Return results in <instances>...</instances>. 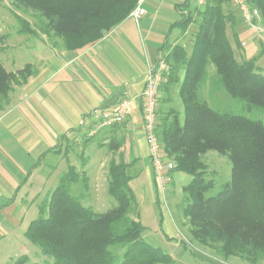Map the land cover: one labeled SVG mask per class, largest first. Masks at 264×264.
<instances>
[{
	"label": "trees",
	"instance_id": "obj_1",
	"mask_svg": "<svg viewBox=\"0 0 264 264\" xmlns=\"http://www.w3.org/2000/svg\"><path fill=\"white\" fill-rule=\"evenodd\" d=\"M12 1L45 17L69 51L97 43L123 23L138 2ZM248 2L261 12L264 20V0ZM192 6V0H188V11L180 23L185 33L195 23V16L200 19L191 53L175 46L171 50L167 47L170 51L165 56L169 70L160 90L168 92L179 85L183 113L157 110L156 134L161 155L174 164L170 174L191 177L183 188V215L189 222L193 241L214 248L222 258L238 257L256 264L264 259V123L215 111L200 99L199 91L207 80V67L212 64L219 76L218 84L228 95L251 108L264 110V75L256 66V58L239 62L235 56L233 43L239 47L238 34H233L232 42L227 32L237 23L233 0H207L203 8ZM21 23L20 33L29 32V24ZM29 68L21 71L22 78L17 80L0 63V101L8 97L13 81L24 85L37 74V70L28 71ZM211 151L232 163L231 181L215 196L209 195L215 182L208 179V167L202 161ZM133 165L126 163L123 155L119 161L111 160L108 192L117 206L104 214L85 206L84 195H72L71 185L81 177L69 167L58 186L39 205V216L25 233V238L52 262L32 264H173L170 255L143 238L146 228L139 219L140 206L131 187ZM82 183L84 189L89 188L87 177ZM134 212H138L136 218L132 217ZM112 247L120 248L121 256L114 254ZM29 263L28 256L17 262Z\"/></svg>",
	"mask_w": 264,
	"mask_h": 264
},
{
	"label": "crops",
	"instance_id": "obj_2",
	"mask_svg": "<svg viewBox=\"0 0 264 264\" xmlns=\"http://www.w3.org/2000/svg\"><path fill=\"white\" fill-rule=\"evenodd\" d=\"M187 1L148 0L147 14L139 24L129 16L97 43L79 51L44 38L35 39L34 47L26 50L37 74L16 86L0 111V264L29 243L25 233L39 214L38 202L45 201L68 172L72 160L65 151L70 141L124 133L126 144L121 151L126 152V162L139 169L131 181L138 203L141 207L156 204L158 186L144 129L142 95L149 67L188 34L180 29ZM192 5L196 6L194 0ZM237 34L241 41V31ZM178 94L179 85L168 92L160 90L158 110L177 105ZM123 98L133 101L129 118L120 126L93 134L97 122L93 113L115 107ZM92 148L87 149L86 170L89 185L96 183L90 187L94 199L82 200L90 208L100 193L98 183L109 185L110 163L105 148ZM91 163L96 166L90 167ZM143 176L144 191L138 196L133 183ZM174 177L170 174L169 182L176 185Z\"/></svg>",
	"mask_w": 264,
	"mask_h": 264
},
{
	"label": "rangeland",
	"instance_id": "obj_3",
	"mask_svg": "<svg viewBox=\"0 0 264 264\" xmlns=\"http://www.w3.org/2000/svg\"><path fill=\"white\" fill-rule=\"evenodd\" d=\"M232 10L234 13L233 5ZM235 14L237 22L236 26L232 29L228 28L227 31L232 42L233 34L237 33V30L242 33V38H240L241 41L239 40V49H237L238 51L235 53V56L239 62L256 58V66L264 75V20L261 12L259 20V25L261 27L260 32L250 30L244 24L239 12L237 11ZM193 15H195V13H193ZM195 19V23L187 29L188 34L184 35L183 40L176 45L185 49L189 54L192 51L194 34L198 30V23H200L198 17L195 16ZM22 21L29 24V32L24 34L20 33L22 30ZM243 37L245 38L243 39ZM39 38H44L51 44H63L62 39L56 35L51 27H49L48 20L45 17L33 10H25L18 7L12 0H0V63L3 64L6 70L12 73L17 80H21V71L26 67H30L28 71L36 70V64L32 62L29 63L30 56L26 50L33 48V45L37 43L35 39L39 40ZM172 48H174V46ZM233 49L236 51V45H234V43ZM207 72L208 77L199 91V97L207 102L210 108L220 113L241 115L264 123V110L251 108L247 103L232 98L218 84L219 76L214 65L209 64ZM16 86H18L17 82L13 81L11 83V91L6 100L0 101V107H3L9 101ZM176 104L177 105H171L166 109L164 107V110L162 111L167 113L172 110L177 111V108H179L183 113V104L179 94L176 99ZM115 127L112 126L105 128L102 129V131ZM102 131L100 130L97 133ZM95 137V135H93V137H82V139L80 138L67 143L69 144V150L68 153L65 151V156L72 160L69 167H73L75 172L81 177L80 181L75 183L77 185H71V193L75 197L80 198L81 195H84L85 197L91 196V198H93L90 187H95V181H93L94 185H89V188L87 189H84L82 183V179L85 177L88 178L86 167L89 161V157L87 158L89 152L87 153V149L90 148V146H93L92 150L105 148L109 162H111V160L119 161L121 155H123L124 161L126 162V152L121 151L126 144L124 133L120 132L119 135L116 134L110 138L106 135L97 138ZM202 161L208 167V179L214 180L215 182V188L209 193V195L215 196L222 190L225 184L231 181L232 163L227 157H223L213 151L208 152L203 156ZM95 166L96 163H91L90 167L93 168ZM93 171H95V169H93ZM138 171L139 169L137 167L134 166L132 168V174H135ZM107 172H109V168ZM174 174L176 185L173 181L168 182L167 190L164 195L158 187L157 195L155 196L156 204L153 203L141 207L139 203V213L140 216L142 215L143 220L142 224L146 228V232L143 234L144 240L150 245L161 249L164 253L170 255L173 259V264H253L238 257H231L229 259L222 258L214 248L203 247L193 241L189 232V222L183 215L185 204L183 188L189 184L191 177L184 173ZM90 175L92 176V172ZM141 181L142 185H140ZM59 182L60 181L58 180L57 186ZM143 182H145L144 176L142 177V180L140 179L133 183L138 196L142 195L144 191ZM98 185L100 187V193L97 200L92 201V204L94 203L92 209L98 214H104L114 209L117 206V201L107 193V188L109 186H107V183H98ZM49 187L51 191L54 188V185L52 184ZM38 203L41 204V202ZM137 213L138 212H134L132 217L136 218ZM38 216L39 214L37 212L36 216L32 219L35 220ZM111 251L117 256H121L122 251L120 248L112 247ZM26 256L30 258L29 264L34 262L42 263L44 260L49 261V263L52 262L51 259L40 253L39 248L29 242L23 249H20L19 252L14 254L5 264H17L21 258ZM256 264H264V259Z\"/></svg>",
	"mask_w": 264,
	"mask_h": 264
},
{
	"label": "built area",
	"instance_id": "obj_4",
	"mask_svg": "<svg viewBox=\"0 0 264 264\" xmlns=\"http://www.w3.org/2000/svg\"><path fill=\"white\" fill-rule=\"evenodd\" d=\"M147 2L148 0H138L136 7L130 14V17L137 24L147 14L145 8ZM194 2L197 8H203L207 0H194ZM233 4L241 15L244 24L250 30L260 32V11L251 6L248 0H233ZM168 70L169 67L165 57L161 58L156 65L150 66L146 76V87L142 95L144 129L149 144L155 179L163 195L167 190L170 172L174 168V164L171 161L162 157L161 145L156 134L160 88ZM132 112L133 101L129 98H123L115 107L97 110L93 113V117L97 119L93 134L101 129L123 124Z\"/></svg>",
	"mask_w": 264,
	"mask_h": 264
}]
</instances>
